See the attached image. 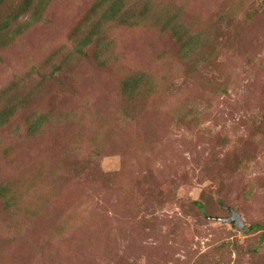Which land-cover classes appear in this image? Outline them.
Wrapping results in <instances>:
<instances>
[{
  "label": "rangeland",
  "instance_id": "rangeland-1",
  "mask_svg": "<svg viewBox=\"0 0 264 264\" xmlns=\"http://www.w3.org/2000/svg\"><path fill=\"white\" fill-rule=\"evenodd\" d=\"M106 1L0 43V264H264V0Z\"/></svg>",
  "mask_w": 264,
  "mask_h": 264
},
{
  "label": "trees",
  "instance_id": "trees-1",
  "mask_svg": "<svg viewBox=\"0 0 264 264\" xmlns=\"http://www.w3.org/2000/svg\"><path fill=\"white\" fill-rule=\"evenodd\" d=\"M106 3L107 8H104L101 14L103 13L105 15L106 13L105 20L107 22H114L119 20L120 23H128L131 26L136 25V22H132L131 20H129V18H127L129 16L130 7L132 4L131 0H107ZM3 4L4 0H0V13ZM45 5H47V0H20L19 4L9 8L5 16H0V43L8 42L11 36L14 34V29H17L18 34L22 33L35 21L40 19L41 13L45 9ZM27 16H29L30 19L28 20V23H20L17 26L15 25L17 22H19L20 19ZM173 33L176 39L181 41V37L178 31L173 30ZM196 39L198 40L199 38L195 36V39L193 40H183L184 45H182V59H187L196 52L198 48ZM89 42L90 39L86 38L84 40V44L76 50V53L87 56L85 54V48L89 45ZM100 47L102 46H99V48ZM16 110L17 107L13 106L0 111V128L2 130L7 125H9L11 121L16 117ZM50 121L51 119L48 115L43 116L39 114H33L32 120L29 124L31 137H35L39 132H41V130H43ZM6 194H8V190L0 187V197L6 199ZM196 206L199 207L202 211H205L204 205L202 203L198 202L196 203ZM258 228V226H253L251 230H256Z\"/></svg>",
  "mask_w": 264,
  "mask_h": 264
},
{
  "label": "water",
  "instance_id": "water-1",
  "mask_svg": "<svg viewBox=\"0 0 264 264\" xmlns=\"http://www.w3.org/2000/svg\"><path fill=\"white\" fill-rule=\"evenodd\" d=\"M229 212L231 214V217L228 219H224V222L228 224H232L234 226V229L239 232L245 231L246 225L241 219V216L232 209H230Z\"/></svg>",
  "mask_w": 264,
  "mask_h": 264
}]
</instances>
